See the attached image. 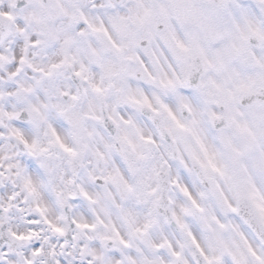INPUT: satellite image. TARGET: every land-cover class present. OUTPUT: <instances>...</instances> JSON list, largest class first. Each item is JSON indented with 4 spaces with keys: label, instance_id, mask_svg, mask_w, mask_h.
<instances>
[{
    "label": "clouds",
    "instance_id": "obj_1",
    "mask_svg": "<svg viewBox=\"0 0 264 264\" xmlns=\"http://www.w3.org/2000/svg\"><path fill=\"white\" fill-rule=\"evenodd\" d=\"M0 264H264V0H0Z\"/></svg>",
    "mask_w": 264,
    "mask_h": 264
}]
</instances>
